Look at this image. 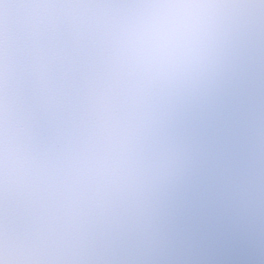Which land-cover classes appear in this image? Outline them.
<instances>
[{
    "label": "clouds",
    "instance_id": "9594fccd",
    "mask_svg": "<svg viewBox=\"0 0 264 264\" xmlns=\"http://www.w3.org/2000/svg\"><path fill=\"white\" fill-rule=\"evenodd\" d=\"M0 264H264V0H0Z\"/></svg>",
    "mask_w": 264,
    "mask_h": 264
}]
</instances>
